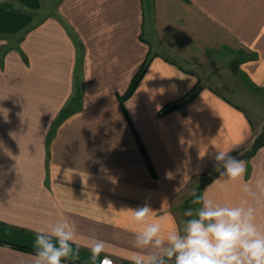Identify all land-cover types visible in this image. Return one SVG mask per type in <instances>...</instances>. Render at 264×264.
<instances>
[{"label": "crops", "instance_id": "0c3cea01", "mask_svg": "<svg viewBox=\"0 0 264 264\" xmlns=\"http://www.w3.org/2000/svg\"><path fill=\"white\" fill-rule=\"evenodd\" d=\"M1 37L0 264H34L36 230L61 219L80 248L69 264H91L92 237L132 264L144 250L121 209L149 203L179 230L196 181L264 228V145L242 179L213 158L238 157L264 122V0H0Z\"/></svg>", "mask_w": 264, "mask_h": 264}, {"label": "clouds", "instance_id": "9594fccd", "mask_svg": "<svg viewBox=\"0 0 264 264\" xmlns=\"http://www.w3.org/2000/svg\"><path fill=\"white\" fill-rule=\"evenodd\" d=\"M213 158L219 177L233 181L244 177L246 164L230 149H217ZM243 190L255 196L247 183ZM190 197L182 227L166 234L161 222L149 219L153 209L149 203L121 209L131 211L129 227L137 229L134 243L144 250L130 257L132 264H264V228L257 223L255 206L218 203L197 188L191 190ZM75 240V225L63 219L37 229L34 264H69L79 255ZM105 247L104 240L91 238V264H110L107 256H101Z\"/></svg>", "mask_w": 264, "mask_h": 264}, {"label": "trees", "instance_id": "16d2710c", "mask_svg": "<svg viewBox=\"0 0 264 264\" xmlns=\"http://www.w3.org/2000/svg\"><path fill=\"white\" fill-rule=\"evenodd\" d=\"M147 65H148V61L145 60V61L142 63V65H141L140 69L138 70V72L136 73V75L134 76V78L131 80V83H130V85H129V88H128L127 93H126L124 96H122V97L120 98V104H121V106H122V104H123V101L126 100V99H128V98L132 95V93L134 92V90H135L137 84L139 83V81L141 80L143 74L145 73V70H146V68H147ZM175 107H176V106H174V105H166V106L164 107V109L162 110L161 113H162V114H166L167 112H169V111L175 109ZM68 113H69L68 111L64 110V111L60 114V116H59V120L65 118L66 115H68ZM236 154H237V153L235 152V153H233L232 155L235 156ZM21 249H23V248H21ZM23 250L29 251V250H27V249H23Z\"/></svg>", "mask_w": 264, "mask_h": 264}, {"label": "water", "instance_id": "95a60500", "mask_svg": "<svg viewBox=\"0 0 264 264\" xmlns=\"http://www.w3.org/2000/svg\"><path fill=\"white\" fill-rule=\"evenodd\" d=\"M264 145V122L260 125L258 133L252 139L249 149L243 151L238 158L249 159L255 155L257 150Z\"/></svg>", "mask_w": 264, "mask_h": 264}, {"label": "rangeland", "instance_id": "374dc122", "mask_svg": "<svg viewBox=\"0 0 264 264\" xmlns=\"http://www.w3.org/2000/svg\"><path fill=\"white\" fill-rule=\"evenodd\" d=\"M55 3V1H53L52 2V5ZM51 4V2L49 3V5ZM52 7V6H51ZM14 40V38H7V37H1L0 38V55L3 53V51L7 48V47H9L13 42ZM199 73H197V77H199ZM198 89H199V85H198V88H194V90L193 91H191L190 92V94H189V96H187L188 98L190 97H194V95H196L197 94V92H198ZM187 99V98H186ZM199 183H201L200 181H196V182H194L193 183V186H195V187H193V188H197L200 184Z\"/></svg>", "mask_w": 264, "mask_h": 264}]
</instances>
